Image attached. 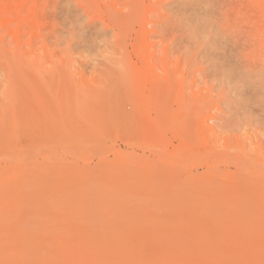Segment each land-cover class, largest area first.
<instances>
[{
	"label": "rangeland",
	"instance_id": "374dc122",
	"mask_svg": "<svg viewBox=\"0 0 264 264\" xmlns=\"http://www.w3.org/2000/svg\"><path fill=\"white\" fill-rule=\"evenodd\" d=\"M0 264H264V0H0Z\"/></svg>",
	"mask_w": 264,
	"mask_h": 264
}]
</instances>
